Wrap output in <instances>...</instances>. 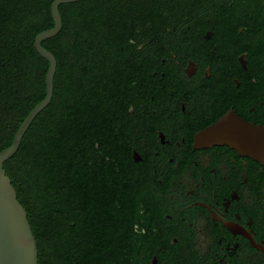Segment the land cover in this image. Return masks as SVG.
Instances as JSON below:
<instances>
[{
    "label": "flooded vegetation",
    "instance_id": "af4514ba",
    "mask_svg": "<svg viewBox=\"0 0 264 264\" xmlns=\"http://www.w3.org/2000/svg\"><path fill=\"white\" fill-rule=\"evenodd\" d=\"M79 2L111 39L65 174L90 212L44 264H264V0Z\"/></svg>",
    "mask_w": 264,
    "mask_h": 264
},
{
    "label": "trees",
    "instance_id": "16d2710c",
    "mask_svg": "<svg viewBox=\"0 0 264 264\" xmlns=\"http://www.w3.org/2000/svg\"><path fill=\"white\" fill-rule=\"evenodd\" d=\"M52 0H0V152L12 146L30 112L46 97L49 62L35 48V39L53 27L47 16ZM133 2V1H132ZM82 2L63 4V29L43 42L57 58L54 96L25 134L19 151L4 167L27 209L44 264L46 229L82 221L76 193L64 192L80 182L77 170L89 157L82 125L95 115L98 78L104 76L111 39L99 42L104 22L81 13ZM44 17V18H43ZM113 22V21H112ZM99 67V71L96 68ZM84 180H81V184ZM88 206V205H87ZM82 209V213H81Z\"/></svg>",
    "mask_w": 264,
    "mask_h": 264
},
{
    "label": "water",
    "instance_id": "95a60500",
    "mask_svg": "<svg viewBox=\"0 0 264 264\" xmlns=\"http://www.w3.org/2000/svg\"><path fill=\"white\" fill-rule=\"evenodd\" d=\"M81 0H55L52 4L54 26L41 32L35 40L38 53L49 62L46 97L34 107L18 130L11 147L0 152V264H40L37 238L28 219L27 209L5 170V163L19 151L22 140L37 116L51 103L58 61L43 42L57 36L63 28L60 6Z\"/></svg>",
    "mask_w": 264,
    "mask_h": 264
}]
</instances>
